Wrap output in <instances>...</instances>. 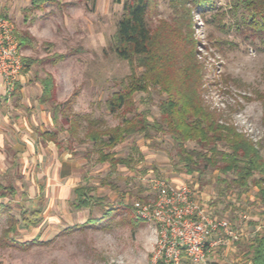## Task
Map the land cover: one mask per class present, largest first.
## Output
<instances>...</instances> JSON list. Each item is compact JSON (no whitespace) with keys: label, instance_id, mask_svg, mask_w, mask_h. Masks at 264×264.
Returning a JSON list of instances; mask_svg holds the SVG:
<instances>
[{"label":"rangeland","instance_id":"rangeland-1","mask_svg":"<svg viewBox=\"0 0 264 264\" xmlns=\"http://www.w3.org/2000/svg\"><path fill=\"white\" fill-rule=\"evenodd\" d=\"M125 1L57 0L44 10H34L30 9L32 0H0V18L14 25L22 57L19 82L37 96L42 91L41 79L51 75L55 82L53 101L43 105L44 122L40 116L36 120V135L27 130L18 134L19 138L37 139L39 150L23 149L19 143L22 150L11 147L5 157H0V182L13 183L17 189L15 196L1 201L10 200L12 214L19 220L18 230L9 231L10 217H0V264H156L158 226L136 220V207L157 199L153 188L157 180L175 186L188 183L201 204L210 207L217 219L231 224L237 238L223 230L213 233L211 238L216 244L211 246L210 238L203 264H245L249 260V243L257 231L264 232V208L255 198L258 188L241 196L234 190L221 196L218 189L222 186L216 180L219 172L187 173L169 134L153 132L151 140L137 134L129 136L117 151L121 156L134 154V168L119 166L111 171L108 163H97L98 155L90 141L79 140L84 139V131L80 130L79 139L69 138L61 115L57 121L53 119L55 104L74 96L72 112L90 113L103 119L108 127L122 125L124 118L133 116V112L123 110L112 114L106 103L128 82L133 71L139 76L143 70L137 59H122L113 50ZM184 1L151 0L150 27L161 37L174 39L180 34L183 40L188 37L194 41L197 57L204 65L206 103L222 112L240 131L261 142L264 155V111L261 100L256 98V93L264 91V45L258 38L248 39L228 26L221 29L223 23L229 24L234 18L228 11L231 0H218L219 26L213 13L203 16L196 9L185 12L192 6ZM180 19L183 22L179 25ZM25 34L29 41L21 47L19 36ZM24 57L36 60L26 73ZM3 87L8 90L7 80L0 74L2 92ZM165 97L156 88L150 93L139 92L133 109L151 112L148 118L153 121L159 117L158 106ZM45 131L59 133V146L53 141L54 144L44 142L41 133ZM134 146L142 154L140 161ZM186 146L196 147L194 142ZM66 173L72 174L61 179V174ZM79 185L93 188L100 201L91 208L75 210L74 188ZM205 187L208 192L202 196L198 191ZM23 207L41 210L37 226L24 225L20 214ZM111 208L118 209L117 214L101 226H79ZM7 236L22 243L38 241L23 249L6 245Z\"/></svg>","mask_w":264,"mask_h":264},{"label":"trees","instance_id":"trees-1","mask_svg":"<svg viewBox=\"0 0 264 264\" xmlns=\"http://www.w3.org/2000/svg\"><path fill=\"white\" fill-rule=\"evenodd\" d=\"M56 1L32 0L30 9L44 10L47 4ZM116 1L120 2V0ZM172 1L181 3L182 0ZM184 2L192 6L190 9H185V12L196 9L203 16L206 12H210L214 14L217 26L221 23L217 21L220 20L218 0H185ZM151 9V0H126L114 36V52L125 60L133 62L134 58L137 59L143 70L139 76L133 71L128 82L123 83L122 89L114 92L106 103L112 114L123 110L125 113L133 112V116L130 119L124 118L122 125L108 127L103 119L94 118L90 113L72 112L74 96L66 102L55 104L53 119L57 121L61 115L63 125L67 126L69 138L79 139L80 130L84 131V139L79 140L90 141L92 149L98 155L97 163H108L111 171H115L119 166L134 168V154L121 156L117 151L129 136L137 134L151 140L153 132L167 133L172 138L179 161L185 166L187 173L197 172L204 175L208 171H218L220 175L216 180L217 184L222 186L218 189L221 196H225L230 190L237 191L241 196L251 188L257 187L255 198L264 208V155L261 142L253 140L245 132L240 131L234 123L224 118L222 112L206 103L204 65L197 57L194 41L188 37L183 40L180 34L171 39L154 33L148 23ZM228 11L234 18L229 24L223 23L221 29L228 26L230 30H235L248 39L258 38L264 45V0H231ZM182 22V19L178 20L179 25ZM19 40L20 46L26 47L29 37L25 34L19 36ZM34 62L36 60L24 57L23 72L30 71ZM41 84L40 102L46 104L53 101L54 78L49 75L41 79ZM15 85L14 94L18 95L21 83L17 81ZM152 88L166 95L158 106L159 117L154 118L153 121L148 118L151 112H136L133 109L135 95L139 92L150 93ZM256 98L261 100L264 111V91L256 93ZM58 135L57 131L41 133L44 142L53 141L57 145L60 144ZM188 142H194L196 147L186 146ZM133 148L135 153L139 154L140 161L142 154L136 146ZM93 190L88 185L75 188L76 197L72 202L75 210L91 208L100 201L93 194ZM16 194L17 189L13 183L0 182V217L4 214L10 217L7 228L9 231L18 230L19 220L12 214L10 200L6 202L1 199ZM117 212L118 209L115 208L107 209L100 217H90L79 226L99 227ZM20 214L27 227L37 226L41 220L40 209L23 207ZM136 220L141 219L136 217ZM4 240L7 241L8 246L23 249H28L38 241L35 239L22 243L13 236H7ZM245 264H264V232L258 233L254 238L250 246L249 260Z\"/></svg>","mask_w":264,"mask_h":264},{"label":"built area","instance_id":"built-area-1","mask_svg":"<svg viewBox=\"0 0 264 264\" xmlns=\"http://www.w3.org/2000/svg\"><path fill=\"white\" fill-rule=\"evenodd\" d=\"M15 28L7 18H0V74L7 80L8 91L20 80L22 57L18 53ZM157 199L138 205L136 214L159 229L154 262L163 264H203L213 233L223 230L237 238L227 220L217 219L212 209L201 204L188 183L175 186L165 180L153 184Z\"/></svg>","mask_w":264,"mask_h":264},{"label":"crops","instance_id":"crops-1","mask_svg":"<svg viewBox=\"0 0 264 264\" xmlns=\"http://www.w3.org/2000/svg\"><path fill=\"white\" fill-rule=\"evenodd\" d=\"M3 88V92L0 89V157H5V151H7L11 147L17 150H22L19 146H17L19 143L23 146V149L25 148L27 150H39L40 147L37 139H35L33 136L19 138L18 134H24L23 132L27 130L29 134L36 135L35 131L37 132V128L39 126L38 122H36L37 118L40 116L41 121L44 122L42 118L44 117V104L40 102L42 91L40 90V94L38 96L36 94L31 95L29 93L30 91L28 87L24 86L22 83L20 94L18 95L14 94L15 89L12 92H9L5 87ZM41 124L42 123H40V125ZM49 142L53 143L52 141H48L47 143ZM73 171L74 169L72 165L71 172ZM71 174L72 173H66L63 175L61 174V179L68 178ZM183 183L186 182H182L177 185ZM197 185L199 186L200 183H198ZM207 189V187H205L203 190L198 189V192L201 193L202 196H205V193L208 192H206ZM93 194L95 195V193ZM260 232L262 231H257L252 241L249 243V252L250 246L254 242V238ZM211 241H213L212 238ZM215 244L216 241H213L210 245L214 246ZM213 257L215 256L213 255Z\"/></svg>","mask_w":264,"mask_h":264}]
</instances>
